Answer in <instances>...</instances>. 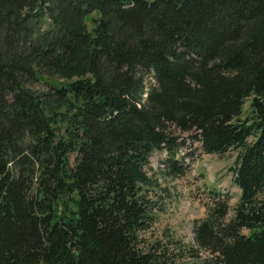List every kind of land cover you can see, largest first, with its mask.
<instances>
[{
    "label": "trees",
    "instance_id": "obj_1",
    "mask_svg": "<svg viewBox=\"0 0 264 264\" xmlns=\"http://www.w3.org/2000/svg\"><path fill=\"white\" fill-rule=\"evenodd\" d=\"M194 142L239 198L163 243ZM0 264H264V0H0Z\"/></svg>",
    "mask_w": 264,
    "mask_h": 264
},
{
    "label": "rangeland",
    "instance_id": "obj_2",
    "mask_svg": "<svg viewBox=\"0 0 264 264\" xmlns=\"http://www.w3.org/2000/svg\"><path fill=\"white\" fill-rule=\"evenodd\" d=\"M248 101L246 102V107ZM181 150L187 165L186 171L172 177L163 173L162 160L165 152L150 157L152 171L149 174L157 181L149 195L160 207L156 211V219L151 230L152 238L163 243L168 237L182 241L187 245L193 243V222L205 215L206 191L211 188L229 194V216L239 198V189L233 183L232 168L235 165L238 151L230 149L221 154L205 153L198 142ZM72 159V158H71ZM206 256L205 252H200Z\"/></svg>",
    "mask_w": 264,
    "mask_h": 264
}]
</instances>
